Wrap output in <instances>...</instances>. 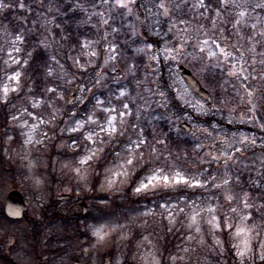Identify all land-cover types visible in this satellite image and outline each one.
I'll return each instance as SVG.
<instances>
[{"label":"rangeland","instance_id":"374dc122","mask_svg":"<svg viewBox=\"0 0 264 264\" xmlns=\"http://www.w3.org/2000/svg\"><path fill=\"white\" fill-rule=\"evenodd\" d=\"M52 2L20 0L14 7L10 0H5L3 3L9 6L0 10V15L12 6L26 11L27 17L23 22L50 53L49 71L52 72L53 81H50L49 86L56 89L45 98L34 97L29 89H24L29 58L23 52L24 37L22 34L15 35L1 25L0 105L8 103L9 129L0 138V155L4 156L9 170L0 166V264H74L75 260H79V264H153V261L158 264L260 263L261 255L264 254V248L261 247L264 245V208L259 207L262 204L259 198L264 190V64L260 62L259 55L254 57L256 62L253 63V54L246 51L251 47L247 37L252 34V29L242 27L246 39L239 41L243 45L242 50L246 51L245 74L249 77L243 80L228 75L231 65L236 63L231 58L220 66H216L215 60L206 59L201 63L190 57L173 59V46H179L176 29L160 42L150 39V35L158 36L165 20L168 31L172 23L179 24L180 19L189 21L178 18V15L186 5L196 11L191 6L196 0H188L186 4L184 1L177 3L181 5L179 9L175 8V0H165L173 8L171 20L154 15L157 11L155 5L160 0H142V8L138 9L135 0L131 5L132 15H128L126 9L119 8L116 0H108L107 4L103 0H63L61 7L68 4L70 12L80 14L76 19L77 28L92 27L97 31L93 35L95 38L84 36L80 39L78 48L68 46L62 39H53L52 30L58 26L55 17L44 9L38 11L32 7L35 3L49 10ZM247 2L254 5L260 0ZM149 8L152 12L148 11ZM217 10L221 11L225 24L234 31L231 21L238 10L231 6ZM94 11L103 12L109 24L104 25L99 16L89 19ZM202 11L208 16V8L206 12L204 9ZM248 11L251 17H264V9L252 11L249 7ZM231 16H234L233 20L229 21ZM256 22L255 19L249 20V23ZM133 26L136 35H133ZM206 26L211 27V23ZM143 28L147 30L148 36L143 34ZM113 29L116 31L113 32ZM113 34H120V39L103 38ZM223 35L226 40L220 38L219 34L216 36L221 46L229 45L228 50L234 56H239L230 47L239 38L227 36L225 28ZM17 36L23 41L16 44L20 49L18 53L12 45ZM256 39L261 40L260 37ZM88 41H98L93 45L99 53L98 57L85 54L88 50L83 48V44ZM109 42L117 48V60L105 67L103 61ZM137 49L145 51L137 52ZM186 50L192 51L191 48ZM213 50L218 51L214 46ZM9 52L12 56L8 55ZM256 52H264V41L256 44ZM13 58L20 63H15ZM74 58L79 60V64L74 63ZM179 65L191 68L203 87L211 93L208 102L201 101L190 91L177 71ZM90 66L99 68L93 75L84 77L81 73L93 68ZM130 68L135 75L130 73ZM17 72L20 74L18 84L9 79ZM161 75L165 76L164 81ZM208 76L218 79L216 89L208 82ZM68 80L73 83H68ZM94 83L99 88L96 89ZM6 85L10 89L7 96L3 92ZM11 88L18 90L13 92ZM246 89L253 92L252 97L247 96ZM121 92L125 96L121 97ZM73 94H76V99L68 104ZM249 99L251 104L248 103ZM98 101L104 103L99 104ZM124 103L128 104L127 111L131 115L124 117L123 125L119 124L118 117L117 123L122 134L110 137L100 132L98 124L107 126L106 109L115 108L122 112L125 111ZM242 107L246 109L241 111ZM89 116H93L98 124L91 123ZM209 116L219 121L208 124L205 118ZM77 121L83 128L72 131ZM183 122L191 126L189 133L180 128ZM58 125L59 130L56 131ZM229 125L233 128H229ZM239 125L255 128L256 133L238 130ZM95 132H100L99 137L94 136L95 144L85 140V134ZM29 133L32 135L31 142ZM141 134L147 141L138 150L143 154V160L136 161V166L131 168L126 180L114 177L117 183L108 189L106 176L109 175V169H116L124 162L122 157L127 155L126 149L133 147V142ZM160 140L164 143H158ZM240 140L246 143L240 144ZM224 141L243 148V153H236L234 157L237 162H228L227 169L222 159H211L212 155L221 154L225 147ZM54 145L56 155L50 159L51 147ZM93 147L102 148L103 151L87 167V179L81 180L74 169L83 171L86 166L80 165L79 160ZM153 149L155 155L152 154ZM153 169H163L170 178L179 172L193 183L197 180L207 183V187L180 184L137 194L135 188ZM137 173L140 176L135 180ZM213 176L217 178L215 182H212ZM245 176L254 193L243 190ZM224 178L231 182L228 186V191L234 196L231 203L225 200L226 190L215 187V183H222ZM97 179L99 183L95 189L93 185ZM15 186L25 195L28 210L24 219L11 221L4 216V206L7 194ZM53 192L56 208L70 220L53 217L46 207L51 203ZM245 193L249 203H254L256 207L247 210V214L252 217L246 222L247 226L254 228L251 251L240 257L233 245L240 243L234 234L240 216L244 214ZM61 194H68L71 199L58 201L57 197ZM84 199H87L84 202L87 204L85 215L82 214ZM126 201L129 205L122 204ZM209 206L217 210L214 214L220 223L219 230H213L208 223L213 215L205 210ZM233 206L237 207L236 213L230 211ZM197 209L201 211V216L197 217L201 229L199 233L195 231V225L189 227L190 217ZM75 214L80 217L72 218ZM169 215L174 222L169 221ZM225 216L231 217V228L227 226ZM102 227L109 235L105 242L98 243L93 231ZM224 230H227V234L223 233ZM217 240L219 244L215 243ZM226 242L234 251L230 262ZM1 244H4L2 248Z\"/></svg>","mask_w":264,"mask_h":264},{"label":"snow or ice","instance_id":"6c2138e0","mask_svg":"<svg viewBox=\"0 0 264 264\" xmlns=\"http://www.w3.org/2000/svg\"><path fill=\"white\" fill-rule=\"evenodd\" d=\"M104 4L108 3V0H103ZM135 3V0H116V5L119 8H123L127 10L128 15L133 14V8L131 7L132 4ZM184 3H188V0H184ZM219 3L222 8H228L231 6L234 9H237L238 11L235 12V18L232 23V28L234 29V35L237 36L239 39L236 43L231 44L230 47L234 48L236 52L239 53V56H234L232 52L228 50L229 45H225L224 47L221 46V44L218 42L217 37L215 33L219 31V36L222 39H227L223 35V29L222 25H224L226 22L221 18V11L216 10L215 11V17L209 18L204 14V12H201V9H204L205 12L207 11V5L205 3V0H196L195 3H193L191 6L196 10V13L193 16L192 21H187L180 19L179 24L172 23V26L170 27L169 31H172L173 29H176V40L178 41L179 46H173V51L175 52L176 57H183L185 59L191 58L195 61H200L203 63L206 59L207 60H215L216 66H220L221 64L227 62L229 58L236 61L235 64L231 65V70L228 72L229 76L242 78L243 80H247L249 77L245 73L247 72V68L245 65L247 64L246 59V51L253 54V63H255V56L259 55L261 57V63L264 64V52L257 53L256 52V44L261 43L264 41V17H251L248 8L251 7L252 11H255L256 9H264V0H260V2L253 4H249L247 0H244V2H239V0H219ZM9 5H6L3 3V0H0V10L8 7ZM23 7V5H21ZM155 8L157 11L154 13L156 16H164L166 18H169L171 20L170 14L173 11V8L165 3V0H160L158 4L155 5ZM175 8L179 9L181 8L180 4H176ZM149 12H152V9H148ZM92 16H99L101 19V22L104 25L109 24V19L105 17V14L103 12L97 13L92 12L89 16V19L92 18ZM211 20V27L206 26L203 21ZM250 19H255L256 23H249ZM159 22V21H157ZM179 25H183V27H179ZM242 27H249L252 29V34L247 37L248 43L251 45L249 49L246 51L242 50L243 45L239 43L240 40H245L246 37L242 34ZM116 29H113V32H115ZM133 35H136L135 27L133 26ZM260 37L261 40H257L256 38ZM105 40L108 39L107 36L103 37ZM17 43H23L21 38L17 36L13 41L12 45L15 52H19L20 49L16 47ZM97 42L88 41L83 44V48L87 49L88 51L85 53L89 57H98L99 53L94 50L93 45ZM213 46L214 49L213 50ZM191 48L192 51L188 52L186 49ZM145 49H137V52H144ZM9 56H12V53H8ZM154 58V57H153ZM223 58V59H221ZM14 59V58H13ZM117 60V48L113 47L111 42H109L108 47L105 49V58H104V66L107 67L110 62H115ZM15 63H20V61L15 60ZM7 63V61H6ZM74 63L79 64V60L74 58ZM205 67H207V64H204ZM134 67V65L132 66ZM61 68H63V65H61ZM82 70H86L83 69ZM130 73L132 75H135V73L132 71V69H129ZM49 76L52 75V72L49 71ZM19 76L20 74L17 72L14 76H10V80L17 81V84L19 83ZM68 83H73L72 80H68ZM97 83H99V80H97ZM18 88H11V91L15 92ZM10 91L9 87L6 85L3 88V92L5 96H7L8 92ZM49 92H55L56 89H48ZM246 94L248 97L253 96V92L248 91L246 89ZM161 96H163V93H160ZM120 96H125L124 92L120 93ZM62 99V97H61ZM7 101L5 100V103ZM135 101H133L134 103ZM99 104H103V101H98ZM249 104L252 103L251 99L248 101ZM36 105H34L35 107ZM128 104L124 103L123 108L125 111L118 112L115 108H108L106 109L108 115L106 117V125L104 124H98V122L93 118V116H89V121L93 124H98V127L100 128V132L107 133L110 137L115 136L118 134H122V129L118 127V117H119V124H124V117L131 115L130 112H128ZM112 113H116V115H113ZM73 116H75V113H72ZM15 118V117H14ZM76 127L72 128V131H80L83 128V125L79 123V121L75 122ZM100 132L95 133H88L85 134V140H88L90 142H93L95 144L94 136L99 137ZM46 135V134H45ZM32 140V135L29 133V142ZM103 143V140L100 141ZM147 141L145 138H143L142 134L136 141L133 142V147H129L126 149L127 155L122 157L123 163L119 164L116 169H109V175L106 176V185L108 189H112L115 187L117 180L114 177H122L124 180L128 178V176L131 174V168L136 166V161L143 160V154L140 153L138 150L141 148V146L146 145ZM158 143H164L163 140L158 141ZM225 147L222 150L221 154L219 156L212 155L211 159L213 161L223 160L225 164V168L228 167V162H232L233 164L237 161L234 159L236 153H243V148L237 147L235 143H231L228 141L222 142ZM240 144L246 143L244 140L239 141ZM230 149L232 151H230ZM103 149L99 147H93L88 150V153L84 155L80 160L79 164L86 166L83 171L80 168L74 169L77 176L80 177L81 180L87 179V167H90L91 163H93L97 158L98 154L102 152ZM153 155H155V150L153 149L152 152ZM227 175V174H226ZM217 178L215 176L212 177V182H215ZM162 181V184L160 183ZM230 180L228 178H224L222 180V183H215V187L217 189H225V200L228 203H231L234 200V196L228 191V186L230 185ZM180 184L187 185L189 187H196V188H204L207 187V183H202L199 180L196 181V183H193L191 180L184 178L181 176L179 172L175 173V176L169 177V175L164 174L163 169H153L152 172L149 175H146L144 179L140 182V184L135 188V192L137 194H141L145 191L155 190L157 187H174ZM257 187H260L259 184H257ZM264 195V194H262ZM162 207H165L162 205ZM256 207V205L249 203V198L247 193H245L243 197V208H244V214L240 216V223L236 225V231L234 234L235 238H239L240 243L234 244L233 246L237 248L238 255L240 257H244L249 251H251L250 247V241L252 239V232L254 231V228H249L247 226V221L251 220L252 217L247 214V210ZM260 208H264V204H261L259 206ZM208 213H211V218L208 220V223L211 225L213 230H219L220 229V223L217 220L216 215L214 214L217 210L215 208H212L211 206L207 207L205 209ZM180 211H183V209H180ZM231 212L236 213L237 207L233 206L230 209ZM201 216V211L199 209L195 210V214L190 217L191 223L189 224V227H193L195 225V231L197 233L200 232V227L197 221V217ZM170 222H174L172 219V216L169 215L168 217ZM231 217L225 216V222L229 228H231L233 225L230 222ZM93 235L97 238L98 243H103L106 241L109 232L105 231V229L99 228L94 229ZM191 239V237L189 238ZM203 243V241H200ZM216 244H219L220 241H215ZM264 248V245L261 246ZM261 259L264 260V254L261 255ZM153 264H158V262L153 261Z\"/></svg>","mask_w":264,"mask_h":264},{"label":"trees","instance_id":"16d2710c","mask_svg":"<svg viewBox=\"0 0 264 264\" xmlns=\"http://www.w3.org/2000/svg\"><path fill=\"white\" fill-rule=\"evenodd\" d=\"M9 1V0H8ZM14 7L17 6L18 0H10ZM184 0H175V4L182 2ZM205 3L208 8V17L209 18H214L215 11L217 9H222L219 0H205ZM63 4V0H53L51 3V6L48 8H41L37 6L35 3L32 4V7L38 11H41L44 9L50 16H54L56 22L58 23V26H55L53 28L54 34L51 36L53 39H62L63 43H66L68 46L74 45L77 48L80 47L81 40L84 36H88L91 38H95L93 35L96 34L97 31H94L92 27H84V28H77L76 24V19L80 16L79 13H74L73 11H69L70 6L66 4L64 7H61ZM142 0H136V9L138 7H141ZM10 8L9 10L5 11L0 15V29L1 25L7 28L8 30H11L14 32L15 35L22 34L23 39H24V45H23V52L28 55V61H27V68L25 71V88L24 89H29L30 94H32L34 97L37 98H45L47 96H50L53 94V92H49L48 89H51V86H49L50 81H53L52 76H49L48 72L50 69V53L46 50L44 46L41 45L39 37L32 32L25 22H23V19H25L26 16V11L20 10V9H14ZM142 8V7H141ZM259 11H262V9H258ZM201 11V10H200ZM204 12V11H202ZM196 13V11H192L189 9V7L186 5L182 10L181 13L178 15V18H186L189 21L193 20V16ZM24 17V18H23ZM234 17V16H233ZM233 17L231 16L228 20L231 21L233 20ZM206 25H209L211 23V20L209 19L208 21H203ZM226 29V35L227 36H235L234 31L230 30L229 25H222V29ZM62 32H64L63 36ZM173 33V32H172ZM143 34L148 36L147 30L143 28ZM170 31H168V23H166V20L162 24V28L159 31L158 36L155 35H150V39H156L157 42H160L161 39H167L168 35L170 36ZM219 34V31L215 33L217 36ZM174 34H172L173 37ZM108 39H120V34H113L107 36ZM160 37V38H159ZM139 39V38H138ZM93 68H88L87 72H82L81 74L86 77V76H91L94 74L96 70H98V66H90ZM191 69V68H190ZM192 70V69H191ZM208 82L215 87V89L219 85L218 79H213L211 77H207ZM161 79L164 81L165 76L161 75ZM213 80H215V84H213ZM96 89L99 88L98 84L94 83L93 85ZM69 93H67L68 95ZM8 103L0 105V138L2 139L5 135L6 132L8 131L7 129L9 126V115H8ZM181 108V107H180ZM208 124L213 123L214 121H219L217 120L216 117H207L205 118ZM222 123V122H221ZM162 124V123H161ZM60 125V124H59ZM59 125L56 127V131L59 130ZM164 125V124H163ZM264 136V134H263ZM173 139V137H172ZM56 144V141L55 143ZM56 146L54 145L51 147V155L50 159L54 155H56ZM53 155V156H52ZM49 156V154H48ZM51 164V161H50ZM11 165V164H9ZM0 166L4 169L7 166V163L4 159V156L0 155ZM8 169V168H6ZM9 170V169H8ZM8 170H6L8 172ZM140 175L138 173L135 175L134 179H138ZM54 179V176H53ZM243 181L245 183L243 190L245 191H251L252 193L255 192V190L252 188V186L249 185L246 176L243 178ZM99 183L98 179L95 180V183L93 185V188L96 189L97 184ZM247 186V187H246ZM15 188H18V186H15ZM53 190L54 188L51 187ZM259 192V190H257ZM54 194V195H53ZM52 198H51V203L48 204L46 207H48V210L51 212V215L53 217H59L60 219L64 220H70L67 215L63 214L56 208L55 205V192H53ZM264 190L261 192V197L259 200L264 204ZM87 199H84L83 202H86ZM124 205H129V202L126 201L122 203ZM47 209L45 208V211ZM52 217V218H53ZM262 220L264 221V216L262 217ZM36 224V223H35ZM44 224V222H43ZM41 227V226H40ZM41 229V228H40ZM224 234H227V230H224ZM226 239V237H225ZM175 242V240L173 239ZM226 251L228 253V260L229 262L231 261L232 256L234 257V251L233 248L226 242ZM168 252L166 253V255ZM40 264V263H38ZM258 264H264V260H262Z\"/></svg>","mask_w":264,"mask_h":264},{"label":"water","instance_id":"95a60500","mask_svg":"<svg viewBox=\"0 0 264 264\" xmlns=\"http://www.w3.org/2000/svg\"><path fill=\"white\" fill-rule=\"evenodd\" d=\"M178 73L182 77L183 81L186 83L187 87L195 96H197L200 100L204 102L210 99V92L201 85L200 81L192 74L189 69H187L183 65H180L178 67ZM75 98L76 95H72L69 100V104H71ZM181 127L184 128L186 132L191 131V126L186 122L181 123ZM249 130L252 129L249 128ZM69 199L70 195L68 194H61L57 197L58 201H65ZM27 209L28 207L24 200V197L19 191L13 190L8 194L5 204V213L9 218L22 219ZM83 213H87L86 204L83 205ZM78 216L79 215H75L73 217L77 218ZM74 264H79V260H75Z\"/></svg>","mask_w":264,"mask_h":264},{"label":"flooded vegetation","instance_id":"af4514ba","mask_svg":"<svg viewBox=\"0 0 264 264\" xmlns=\"http://www.w3.org/2000/svg\"><path fill=\"white\" fill-rule=\"evenodd\" d=\"M5 217H6L8 220H11V221H18V220H22V219H24L25 215H24V217H23L22 219H12V218L7 217L6 215H5ZM27 218H29V217H27ZM41 228H43L42 225H41ZM3 246H4V244H1V248H2ZM0 259H1V255H0Z\"/></svg>","mask_w":264,"mask_h":264}]
</instances>
